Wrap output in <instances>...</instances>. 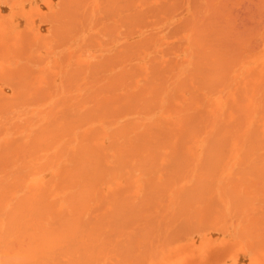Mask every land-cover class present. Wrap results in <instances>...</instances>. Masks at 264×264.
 <instances>
[{
  "label": "bare ground",
  "instance_id": "obj_1",
  "mask_svg": "<svg viewBox=\"0 0 264 264\" xmlns=\"http://www.w3.org/2000/svg\"><path fill=\"white\" fill-rule=\"evenodd\" d=\"M6 25L30 40L0 56V264H198L221 237L264 264V0H0Z\"/></svg>",
  "mask_w": 264,
  "mask_h": 264
},
{
  "label": "rangeland",
  "instance_id": "obj_2",
  "mask_svg": "<svg viewBox=\"0 0 264 264\" xmlns=\"http://www.w3.org/2000/svg\"><path fill=\"white\" fill-rule=\"evenodd\" d=\"M49 13V12H48ZM51 13V12H50ZM178 23H180V21H177ZM176 23V22H175ZM177 23V24H178ZM176 24V25H177ZM173 25H175V24H173ZM175 25V26H176ZM180 26V25H179ZM171 28V27H170ZM175 28V27H174ZM178 28V27H177ZM11 29H9L8 28V26L6 25V28L3 30V32L0 30V33L2 32V34H0V42H1V40L3 39L4 40V38H5V40L4 41H2L3 42V45L2 44H0V56H2L3 55V53H5V52H7V49H9V50H11V52L12 51H14V52H12V54L14 53V54H16V52H17V54L18 55H20V56H25V54H26V52H25V47H26V45L29 43V41H27V40H30L29 38H28V36H27V38H26V36L25 37H22L23 39H17V38H15V37H13V34H12V30L10 31ZM174 30V29H173ZM176 30V29H175ZM178 30H179V28H178ZM8 32H10V34H8ZM175 32H177V30L175 31ZM6 33H7V35H6ZM2 35V36H1ZM4 36V38H2ZM20 37V38H21ZM7 38V39H6ZM26 38V40L25 41H23L24 39ZM10 39H12L11 41H10ZM7 40V41H6ZM19 40V41H18ZM6 41V42H5ZM21 41H23V43H19V42H21ZM169 41H171V42H173L174 43V41H175V38H173V39H168L166 42L167 43H170V44H172L171 42H169ZM1 42V43H2ZM10 42V43H9ZM24 42H26L25 44L26 45H24ZM8 43V44H7ZM178 43V42H177ZM9 45V46H8ZM175 45V44H174ZM4 46H5V48H4ZM12 46V47H11ZM28 46V45H27ZM171 45H169L168 46V44H167V48L168 47H170ZM176 46H177V44H176ZM4 48V49H2V48ZM11 47V48H10ZM14 47V48H13ZM7 48V49H6ZM13 48V49H12ZM24 48V49H23ZM164 48V47H163ZM163 48H162V52H163ZM15 49V50H14ZM166 49V46H165V48H164V50ZM169 49V48H168ZM169 50H171V49H169ZM169 50H165L164 52H169ZM172 50H174V48H172ZM10 52V51H9ZM9 54H11V53H9ZM11 54V55H12ZM11 55H9L10 57H11ZM17 55V56H18ZM16 56V55H15ZM14 56V57H15ZM20 56H18V57H20ZM13 57V58H14ZM17 57V58H18ZM59 57V56H58ZM30 58H32V56L30 57ZM60 60V59H59ZM59 60H57V61H59ZM253 62V61H252ZM59 63V62H58ZM57 68L59 69L60 67H58V64H57ZM56 68V69H57ZM57 69V70H58ZM27 69L25 68V71H26ZM56 70V71H57ZM60 70V69H59ZM61 71V70H60ZM60 71H57V72H55L54 73V69H53V74L52 75H54V74H59L60 73ZM1 97H2V95H0ZM3 98V97H2ZM1 100V99H0ZM125 184V183H124ZM124 184L122 185H118L115 189H114V191H115V193L113 194V192H112V196L111 197H113V195L115 196V194H116V197H117V194L120 192V191H117V189H120L121 187L122 188H124ZM126 185L128 186V184L126 183ZM127 186H125V187H127ZM129 187V186H128ZM128 187L125 189V191H128ZM218 190H220V189H218ZM116 191L118 192V193H116ZM124 191V193H123V191H121L122 193H123V195H120V194H118V197L119 196H125L128 192H125ZM216 193H214L215 195H218L217 194V190L215 191ZM121 193V194H122ZM220 194H221V192H219ZM220 194H219V197H220ZM223 194V193H222ZM221 194V195H222ZM128 195V198L130 197L131 198V194H127ZM133 195V194H132ZM255 205H253L252 204V206H255V208H259V205H264V203H258L259 205H257V203H254ZM251 206V205H250ZM249 206V207H250ZM262 207V206H261ZM252 208V207H251ZM254 208V207H253ZM262 208H264V207H262ZM262 208H261V211H262ZM247 210H249V209H247ZM256 210H260V208L259 209H255L254 211L256 212ZM207 211V212H206ZM205 212H202L203 214H205V217H206V214H210V212H211V210H210V212H208V210H206ZM249 211H252L251 209L249 210ZM258 211H257V213H258ZM200 212V211H199ZM255 212H254V214H255ZM201 212L199 213V215L200 214H202ZM251 213H253V212H251ZM251 213H249V214H251ZM202 214V217L204 216ZM254 214H252V215H249V217H251V218H259V216L261 215V214H264V213H261L260 212V215L258 216V215H256V216H254ZM229 215V214H228ZM210 216H211V214H210ZM258 216V217H257ZM205 217H203V219H205ZM212 217V216H211ZM228 218H229V216H227ZM230 217H233V216H230ZM208 218V217H207ZM210 218V217H209ZM253 218V219H254ZM224 219V218H223ZM226 219V218H225ZM233 218H231V220H232ZM208 220V219H207ZM229 220V219H228ZM233 220H235V219H233ZM205 221V220H204ZM223 238V239H222ZM226 238H224V237H221V240H218V241H215V242H211V243H209L208 245H207V247H205V249L203 250V256L199 259V262H198V264H219L220 262H221V264L223 263H225V264H229V261H225V259H227V256H229V254H230V252L229 251H231L232 250V248H229L230 246L228 245V242L225 240ZM242 244V243H241ZM239 245V247L240 248H244V246H246L244 249H247V245H246V243H245V245L243 246V244L242 245ZM228 246V247H227ZM227 248V249H226ZM224 251V252H223ZM227 251H228V253H227ZM227 254V255H226ZM221 255H226L225 257L224 256H222V258H221ZM223 259V260H222ZM222 260V261H221ZM220 261V262H219ZM225 261V262H224ZM188 264H196V262H194V261H191V260H188V262H187ZM186 262H184V264H187ZM230 264H231V262H230Z\"/></svg>",
  "mask_w": 264,
  "mask_h": 264
}]
</instances>
